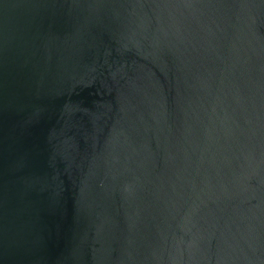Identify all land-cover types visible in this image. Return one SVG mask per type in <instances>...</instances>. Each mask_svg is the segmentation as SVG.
Wrapping results in <instances>:
<instances>
[{"label": "water", "instance_id": "water-1", "mask_svg": "<svg viewBox=\"0 0 264 264\" xmlns=\"http://www.w3.org/2000/svg\"><path fill=\"white\" fill-rule=\"evenodd\" d=\"M0 264H264V0H0Z\"/></svg>", "mask_w": 264, "mask_h": 264}]
</instances>
